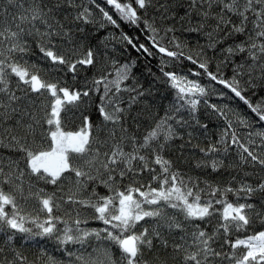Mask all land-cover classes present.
<instances>
[{
    "label": "snow or ice",
    "instance_id": "obj_1",
    "mask_svg": "<svg viewBox=\"0 0 264 264\" xmlns=\"http://www.w3.org/2000/svg\"><path fill=\"white\" fill-rule=\"evenodd\" d=\"M104 5L0 0V264H264V96L254 103L247 95L264 89V0ZM120 22L147 41L121 32L125 50L160 56L159 70L175 90L174 103L143 131L150 105L133 113L149 93L132 73L135 61L116 67L111 79L102 68L77 88L44 79V69L29 59L35 47L51 70L62 67L76 80L79 68L98 64L91 48L77 55L82 25L119 29ZM185 33L196 37L194 55L185 52ZM184 61L195 66L188 75L175 70ZM229 65L232 76L224 78L221 66ZM189 76L222 85L250 110L254 119L234 113L248 130L243 138L226 111L204 100L227 127L204 147L192 145V131L185 141L180 130L208 129L196 113L209 91ZM70 112L79 113L75 130L66 125ZM189 145L203 154L193 170L229 179L213 182L178 167ZM169 152L179 153L175 161ZM90 221L102 227H84ZM37 238L54 242L61 256ZM33 241L38 248L30 257L25 246Z\"/></svg>",
    "mask_w": 264,
    "mask_h": 264
},
{
    "label": "trees",
    "instance_id": "obj_2",
    "mask_svg": "<svg viewBox=\"0 0 264 264\" xmlns=\"http://www.w3.org/2000/svg\"><path fill=\"white\" fill-rule=\"evenodd\" d=\"M97 3H100L101 6L104 5V0H97ZM96 19L99 21L100 16L98 9H95V6H91ZM151 12V10H150ZM115 18V17H114ZM84 27L83 33H77L75 35V40L78 42L81 47L79 48L77 55H81L85 53L88 48H91L96 54V59L98 64L96 67H82L78 69L76 73L77 79H72V74L68 73L66 70L55 71L49 68V65L42 59V55L39 53V50L35 47L33 48L34 55L29 57L32 62L38 63L44 71H42L41 75L46 80L61 79L62 82H66L69 85L74 84L77 88H83L86 83L90 85V82L94 78H98L101 74V69H105L106 72H110L113 76L109 78H113L115 74V68L119 67L124 63H131L135 61V66L132 68V73L135 76V79L139 81L140 84L143 85L144 89L147 90L149 94H147L143 101L144 103L138 106H135L134 115L140 111L144 105H150V112L143 114V123L141 125V131L143 128L150 125L153 121V118H157L163 116L164 113L168 110L169 106L174 103L175 90L170 87L167 83L166 78L163 77V74L160 72V56L146 57L142 54L138 55L131 48H127L125 50V45L119 40V36L121 32L127 33L129 36H140L141 42L147 43L145 38L135 29L134 26L128 25L124 22H120V28L116 29L110 25H106L105 27H99V24H90V25H82ZM179 35V34H178ZM115 37V38H114ZM181 40L188 42L189 48L185 49L186 53L195 54L196 48V37L194 35L190 36L188 33H185L180 37ZM200 43H205V38H199ZM167 44V40L164 41ZM191 50V51H190ZM237 60L239 58H236ZM112 61H116V65L113 66ZM219 61L217 60L210 67V70L216 71V64ZM183 68L177 67L175 70L180 72L181 74L188 75V69H195V66L192 65L188 61L183 62ZM166 70H173L172 64H169ZM221 71L223 73L224 78H230L232 76V66L229 65L227 67L221 66ZM190 79H198L200 83L206 87L209 91V95L207 97L201 98V103L198 106V111L196 113L197 117L201 121V123L208 124L207 132L205 133L203 129L200 128H186L180 130L184 135L185 141L187 140V132H193V140L192 145L199 144L201 147L206 146L208 143H215L220 138V133L223 129L227 127L226 121L223 117H221L218 113L212 111L211 108L207 107L204 104V100H207L209 104H215L218 108L224 110L228 114V119L233 122V128L236 129L238 135L243 138L246 135L248 130L240 127L236 123V115L241 117H247L249 119H254L253 114H251L250 110L239 101L238 98H235L233 94H231L227 89H224L222 85L215 84L214 82H210L207 77H194L189 76ZM128 83H132L129 81ZM224 93V95H220ZM127 96V93H124ZM252 101L255 103L259 99V97L264 96V89H256V95H252L251 92L247 94ZM98 96L96 93L92 94V100H97ZM227 106V108L225 107ZM82 107H85L82 105ZM94 104L89 111L91 112L93 119L97 122L99 121L98 114L95 113ZM234 113L236 115H234ZM185 118H188L187 113H185ZM80 124L79 113H76L75 116L70 112L66 118V125L69 130H75ZM257 128L260 125H256ZM183 141H176V144L179 145ZM192 145H189L184 150V159L178 162V167L186 171L189 175L196 176L199 175L201 179H209L213 182H223L229 179L226 173H211L210 176H206L201 172L200 169L193 170L192 165H194L196 159L202 157L197 149L193 148ZM170 159L176 160V157L179 155L177 152H169L166 154ZM234 156V153L230 154L229 159ZM206 172H210V170H205ZM264 175V173H262ZM52 189L49 188V191ZM102 193L105 191L104 189H99ZM84 227L88 228H99L102 225L98 221H90L88 225ZM39 240V246L46 248L49 252H53L58 257L61 256V253L55 251V244L49 240ZM20 243H23L21 241ZM78 247V246H77ZM38 245L35 241L30 242V246H25V253L30 255H34L37 251ZM65 259H67L65 257Z\"/></svg>",
    "mask_w": 264,
    "mask_h": 264
}]
</instances>
